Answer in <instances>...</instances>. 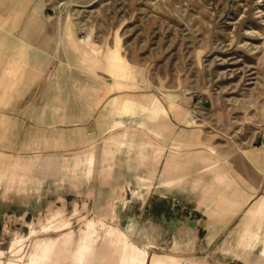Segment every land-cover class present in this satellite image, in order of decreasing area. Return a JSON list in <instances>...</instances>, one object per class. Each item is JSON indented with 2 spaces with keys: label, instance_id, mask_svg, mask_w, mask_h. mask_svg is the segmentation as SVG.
I'll list each match as a JSON object with an SVG mask.
<instances>
[{
  "label": "crops",
  "instance_id": "crops-1",
  "mask_svg": "<svg viewBox=\"0 0 264 264\" xmlns=\"http://www.w3.org/2000/svg\"><path fill=\"white\" fill-rule=\"evenodd\" d=\"M54 20L45 0H0V195L133 181L191 264H264V140L226 136L192 96L145 93L112 56L81 59Z\"/></svg>",
  "mask_w": 264,
  "mask_h": 264
},
{
  "label": "rangeland",
  "instance_id": "rangeland-1",
  "mask_svg": "<svg viewBox=\"0 0 264 264\" xmlns=\"http://www.w3.org/2000/svg\"><path fill=\"white\" fill-rule=\"evenodd\" d=\"M45 2L54 23L74 28L81 59L112 56L145 93L192 96L226 136L264 140V0ZM108 190L1 194L0 264H191L198 251L176 242L167 213L155 220L153 196L129 180Z\"/></svg>",
  "mask_w": 264,
  "mask_h": 264
}]
</instances>
